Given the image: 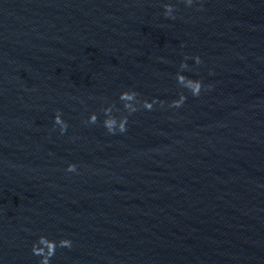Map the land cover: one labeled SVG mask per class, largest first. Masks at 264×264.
<instances>
[{
    "label": "water",
    "instance_id": "water-1",
    "mask_svg": "<svg viewBox=\"0 0 264 264\" xmlns=\"http://www.w3.org/2000/svg\"><path fill=\"white\" fill-rule=\"evenodd\" d=\"M44 259L264 264V0H0V264Z\"/></svg>",
    "mask_w": 264,
    "mask_h": 264
},
{
    "label": "clouds",
    "instance_id": "clouds-1",
    "mask_svg": "<svg viewBox=\"0 0 264 264\" xmlns=\"http://www.w3.org/2000/svg\"><path fill=\"white\" fill-rule=\"evenodd\" d=\"M192 2H193V0H185V3L187 5H191ZM165 8H166V13L167 14H171L172 13L173 8L170 5H165ZM195 62L197 64L200 63L199 57L195 58ZM185 67H186V65H184V64L181 65L182 69L185 68ZM182 79L186 80V81H189V82H194V81H191V80H187L183 75L178 73L177 74V81H178L179 84H181V80ZM195 83H197V84H199L201 86L200 82L196 81ZM181 85L186 87V85H183V84H181ZM199 91H200V89H197L195 92H193V95H198ZM120 99H121V101L124 102L125 110L129 111L130 113L136 111V108L134 107V104H133V102H135L137 100V94L135 92H124V93L121 94ZM174 103L175 102H173V104ZM179 106L180 105H176V107H179ZM143 107L145 109H147V110H151L152 104H150L147 101H145L144 104H143ZM111 111H112L111 108L105 110V115L108 117L104 121L105 128L108 130L109 133H113L114 129H116L117 127L119 128L120 132L126 131L125 125L127 123V118L126 117L121 118L120 121H119V124H117V119L114 116L111 115ZM96 120H97V116L95 114H93V115L90 116L88 122L94 124L96 122ZM54 123L61 126V133L62 134H63L64 131H66L67 124L64 123L61 120V116H60L59 113L56 114V116L54 118ZM75 170H76L75 165H69L68 166L67 171L74 172ZM44 240H46V238L45 237H41L39 243H41ZM60 244L62 246H64V247H70L71 246V242L68 241V240H63V241L60 242ZM33 251L35 253V251H36L35 247H34ZM54 253L55 252H53L52 255H54ZM50 257H48V258H50ZM48 258H47V260H48ZM42 264H46V260L45 259L42 261Z\"/></svg>",
    "mask_w": 264,
    "mask_h": 264
}]
</instances>
